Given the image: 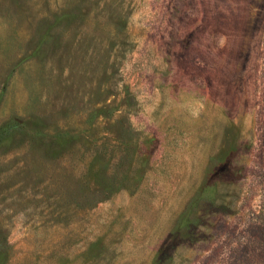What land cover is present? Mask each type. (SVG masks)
Segmentation results:
<instances>
[{"label": "rangeland", "instance_id": "obj_1", "mask_svg": "<svg viewBox=\"0 0 264 264\" xmlns=\"http://www.w3.org/2000/svg\"><path fill=\"white\" fill-rule=\"evenodd\" d=\"M0 264H264V0H0Z\"/></svg>", "mask_w": 264, "mask_h": 264}]
</instances>
